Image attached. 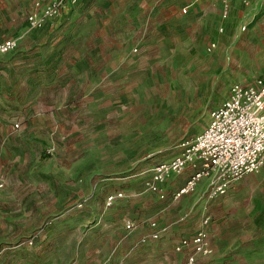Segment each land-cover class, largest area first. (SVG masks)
I'll return each instance as SVG.
<instances>
[{"label":"rangeland","instance_id":"1","mask_svg":"<svg viewBox=\"0 0 264 264\" xmlns=\"http://www.w3.org/2000/svg\"><path fill=\"white\" fill-rule=\"evenodd\" d=\"M51 1L0 0V42L18 44L0 57V264H49L50 247L68 264H87L82 250L110 244L106 233L95 237L107 209L123 215L113 244L128 241L127 264H181L165 234L180 244L201 231L213 251L203 264H264V169L215 198L212 178L181 199L174 193L184 183H174L183 173L160 192L148 186L153 167L207 127L233 85L264 78V9L251 15L245 0L238 8L77 0L51 33L47 20L32 29L34 5ZM79 211L88 222L76 238L88 224L91 236L67 245L75 231L61 219Z\"/></svg>","mask_w":264,"mask_h":264},{"label":"built area","instance_id":"2","mask_svg":"<svg viewBox=\"0 0 264 264\" xmlns=\"http://www.w3.org/2000/svg\"><path fill=\"white\" fill-rule=\"evenodd\" d=\"M76 3L77 0L37 2L28 17L30 27L41 28L46 20L62 17ZM17 45L15 40L0 43V57L13 53ZM180 148L178 155L153 167L148 184L153 192H160L161 184L169 176L181 174L188 165L196 171L175 193V199L194 193L204 178L213 179L210 197H219L234 182L261 171L264 168V78L233 85L229 97L210 113L207 127L194 139L183 141ZM122 197V193L110 195L107 206L112 207ZM189 247L193 252L186 254L183 264H199L200 256L207 258L213 252L204 231L192 239H182L175 250L183 254Z\"/></svg>","mask_w":264,"mask_h":264},{"label":"crops","instance_id":"3","mask_svg":"<svg viewBox=\"0 0 264 264\" xmlns=\"http://www.w3.org/2000/svg\"><path fill=\"white\" fill-rule=\"evenodd\" d=\"M241 1L242 0H233L235 8L239 7ZM248 1L251 2L250 6L248 8L249 14L253 15V14L257 13L258 11L264 9V0H248ZM74 8H72L70 11L66 12L62 17H55V18L48 19L47 23L45 25V31L44 32L51 33V31L54 29L55 25L59 22V20H61L63 17L70 14L74 10ZM32 9H33V7H32ZM2 42H4V41H2ZM2 42H0V43H2ZM198 166L200 167V165H198ZM195 171H196V169L193 168L191 165H188L185 168V170L182 172L183 175L181 177L180 182H175L174 187L176 188L178 183L179 184L184 183V184L182 186L178 187V189L175 191V193L177 191H179V189H181L187 183V181L195 173ZM44 174H45V176H48V171L44 172ZM176 175H179V174H173L169 177H173ZM168 178H167V180H168ZM208 181H209V178L202 179V181L199 183L196 191L201 187L202 183L208 182ZM190 195H192V194H190ZM190 195H187L184 197H188ZM184 197H182V198H184ZM107 210H106V218L107 219H104V220H101L98 222L99 228H102L101 229L102 231L98 232V236L95 235V237L98 238L99 236L106 233L105 235H103V237L101 236L100 239L103 240L104 242H106V243L108 242L110 244L108 246L105 245L104 248H102V249L100 248V249H95L92 251L82 250V254H84V257H82L83 259L92 258V260L90 262H88L87 264H90V263L91 264H127L128 259L132 258L134 255V253L132 251H130V250L128 251L126 249V248H131V246L127 245L128 241H124L125 238L120 240L122 243L123 242L125 243V244H122L120 248H117L116 245L113 244L114 242H116V240L114 241V238H116V239L122 238V233H120L119 230L121 229V227H123L124 220H123L122 214L121 215H118V214L113 215L112 209H109L108 211ZM118 213H119V211H118ZM85 216L86 215H83L81 213V211H79L78 213L72 214L71 216H68V217L64 216L61 219V221L63 223H65L66 225L69 226L67 228L70 230H67V231H73V230L75 231L71 234L65 235V237L62 239L63 241H67V245H70L71 243L76 242V241H78L79 244H82L83 241H89V238L91 236V230H93L92 229L93 226L91 228L88 226L89 224L85 227L84 231L82 233H80L79 240H77V238H76L77 230L82 228V226L84 225V222H88V219ZM118 217H119V219H118ZM119 221L121 222V227H119ZM133 230H135L136 239H137V241H139V239H140V224L138 223L136 226L134 225ZM165 235L167 236L165 241L168 243L167 246H168L169 250L171 251L169 253V255L172 258V256L174 257L175 252H176V250H175V252L172 250H174L177 247V245H179L180 238L178 235L173 234L172 232L166 233ZM52 237L53 236H50V239H48V243H47L48 246L52 245V243H53ZM45 238H46V236L44 237L43 240H45ZM50 248L48 249V251L49 250L51 251V253L49 254L50 257L48 259L49 264H68L66 260L62 259L61 256L57 254L56 250L53 251ZM189 252H193L192 247L187 248L183 254L177 253L178 255H180L182 257L181 264H183L185 257H186V254H188ZM209 259H210V257H207V258L199 257V264H203L204 262L208 261ZM78 264H86V263L84 260V261H79Z\"/></svg>","mask_w":264,"mask_h":264}]
</instances>
